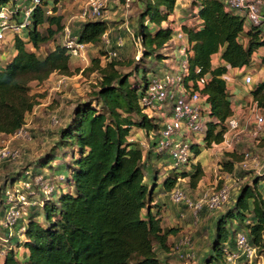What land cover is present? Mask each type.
Returning <instances> with one entry per match:
<instances>
[{
    "label": "trees",
    "instance_id": "trees-1",
    "mask_svg": "<svg viewBox=\"0 0 264 264\" xmlns=\"http://www.w3.org/2000/svg\"><path fill=\"white\" fill-rule=\"evenodd\" d=\"M66 1L55 0V15L47 16L42 9L34 13L27 40L17 37L15 56L0 68V134L12 135L26 125L27 116L38 104L32 94V83L41 86L54 74L70 77L75 73L66 40L44 57L36 53L65 30L63 17L56 13ZM132 1L140 9L133 35L142 47V56L128 65L131 70L125 71L128 63L120 60L116 51L111 49L107 54L100 50L99 56L83 71L86 76L96 75L89 97L74 104L52 152L40 158L34 171L29 167L21 172L12 170V179L4 178L0 187L4 198L9 181L22 178L27 171L36 187L35 173L48 168L54 174H63L68 188H60L59 194L38 200L29 217L20 219L13 227L12 237L8 229L0 227L9 241L15 236L20 239L18 226L27 220L22 242L27 254L20 259L11 249L0 264H172L168 260L172 250L170 238L176 236L178 229L163 227L159 212L153 210L157 167L166 157L157 151L155 144L163 125L144 113L140 100L151 76L162 75L161 62L169 58L166 53L174 36L171 16L181 0ZM191 9L200 23L184 24L182 30L193 50L191 78L209 77L203 90L210 106L204 147L212 149L224 142L226 121L234 115L224 76L229 68L251 65L255 53L264 47V23L255 26L247 22L229 9L224 0H192ZM41 27H46V34L40 31ZM109 27V21L98 18L83 20L76 32L70 31L90 48L105 43ZM28 44H32L34 51L27 49ZM111 51L117 57L110 58ZM216 54H220L222 64H213ZM152 61L160 65L153 74L147 66ZM197 67L200 74L194 71ZM250 94L263 108L264 81L257 83ZM141 129L153 141L151 144L149 139L147 155L139 142L131 140L133 133ZM258 147L264 150V134ZM57 151L70 154L58 157ZM195 153L198 156L201 149L195 148ZM224 155L230 161L224 162L223 167L232 173L238 156L236 152ZM68 157L70 160L64 162ZM55 161L63 163V168L53 169ZM204 176L201 164L192 166L190 171L173 170L164 180L163 190L169 195L185 178L193 190ZM5 211L6 207L1 214L3 218ZM214 232L210 248L195 264H211L213 259L215 264H224V249L234 244L240 232L264 251V193L258 180L253 187H242L233 206L219 213Z\"/></svg>",
    "mask_w": 264,
    "mask_h": 264
},
{
    "label": "built area",
    "instance_id": "built-area-1",
    "mask_svg": "<svg viewBox=\"0 0 264 264\" xmlns=\"http://www.w3.org/2000/svg\"><path fill=\"white\" fill-rule=\"evenodd\" d=\"M4 1V5L0 7V49L8 44L14 46L17 37L27 40L28 33L33 25L35 12L42 9L47 16L54 14L55 0ZM119 1L87 0L82 8L80 18L84 21L103 18L105 10ZM125 1L126 4H129L132 0ZM263 4V0H227L229 9L243 16L247 22L255 26L264 23V15L261 13ZM199 23L200 20H198ZM173 31V42L169 48L174 47L176 57L174 61L171 57L172 67L162 70V75L153 74L151 76L147 90L141 97L140 104L149 118L157 120L163 125L160 135L155 141L157 151L165 154L170 160L171 169L182 171L197 164L195 148L201 149L205 145L210 106L203 90L209 81V77L202 76L196 80L191 78L190 58L193 55L192 46L182 30V25L173 27ZM64 33L66 38L65 47L71 59L87 61L88 45L80 42L78 37L72 36L69 28L66 27ZM132 37L134 38L133 34ZM104 41L109 44L106 37ZM122 44L123 41L120 40L119 45ZM136 44L138 46L137 58L139 59L143 54V50L137 40ZM109 57L115 58L117 53L111 51ZM194 71L196 74H200L201 69L197 67ZM224 78L228 87L230 82L229 71ZM253 83L252 75L244 76L246 86ZM253 115L251 129L250 126L243 128L240 119L236 115L231 116L226 121L227 131L222 145L226 151H231L232 140H238L239 135L247 130L256 139L257 143L260 142V138L264 134V107H259L255 100ZM23 132L24 127L9 136L17 138L23 136ZM14 156L15 154L8 147L0 148V163ZM251 161L255 162V158L252 157L250 152H247L241 165L246 168ZM29 175L30 173L26 172L17 183H13L5 192L8 209L5 211L1 225L10 231L9 237H12L13 227L21 219L25 207L30 204V195L35 194L34 185L29 180ZM36 183L39 191L44 194L51 192L52 187L49 183H43L41 180H37ZM169 196L173 203L185 205L192 213L195 224H197L203 211L214 213L229 202L231 188L224 185L219 189H214V191L205 192L200 199L195 200L189 198L178 186L173 189ZM42 203L43 201H41ZM24 225L18 230L19 236H24L26 229V225ZM6 238L8 239V237ZM6 241H9V239ZM174 250L180 259H186L183 264L197 263L196 251L189 237L181 238ZM0 251L3 254L4 250L0 248ZM263 252L248 240L246 234L240 232L236 235L234 244L225 247L224 264H264ZM5 256L0 259L3 260Z\"/></svg>",
    "mask_w": 264,
    "mask_h": 264
},
{
    "label": "rangeland",
    "instance_id": "rangeland-1",
    "mask_svg": "<svg viewBox=\"0 0 264 264\" xmlns=\"http://www.w3.org/2000/svg\"><path fill=\"white\" fill-rule=\"evenodd\" d=\"M86 1L87 0H68L60 4L56 15H61L63 17L62 24L65 28H69L72 32L77 31L78 25L83 21L80 18V14L82 8L86 4ZM190 2L191 1L189 0L188 3L190 4ZM4 3V0H0V7H2ZM111 7H108L105 10L103 18H107L109 20L111 27L113 25H117L115 29L111 30V32L106 36L110 42L108 45L106 43H102L99 47H90L88 50L87 61L71 59L72 68L75 72L74 75L65 77L59 74H54L45 84L41 86L36 85V83H32V94L37 97L38 104L33 112L27 116L23 136L16 138L9 135H0V148L6 146L12 153L15 154L14 157L0 163V187L2 186L6 176H8V179H12V176L10 177L12 170L21 172L24 168L29 167L30 171H34L37 169L36 165L38 164L40 158L45 157L52 152L51 150L55 147L58 140L59 130L69 121L74 104L89 97V92L92 84L95 82L96 75L92 74L91 76H86L83 71L91 65L92 59L99 56L100 50L106 51L107 54L111 49L116 51L119 59L128 63L124 69L125 71L131 70V66H128L131 62L138 61V46L136 44V40L132 37V34L136 29V22L140 9L135 1H131L129 4H126L125 0H120L117 3H114V5H111ZM184 11L185 12L182 13V15L189 16L187 18L190 20L192 18V9L190 8V5H188ZM126 20L128 21V28L119 29L118 27L125 23ZM45 29L46 27H41L40 31L43 34H46ZM65 40V33L63 31L53 40L42 45L36 53L39 57H44L50 50L54 49L57 44H64ZM120 40L123 41L122 45H119ZM8 45H5V47L3 46L2 48L7 49ZM26 47L29 51H34L32 44H28ZM103 60L105 61V59ZM1 62L3 61H0V63ZM147 66L152 68L151 74H153L158 71L160 65L157 62L152 61ZM253 67L254 65H251L250 68ZM251 85L254 86L255 82ZM248 126H250L249 128L251 129V125ZM140 133L143 135V139L146 140V143H148L146 130L141 129ZM149 139L152 144V138L150 137ZM232 141L231 151H226L224 146H221L216 148L213 154L208 155V157H210L209 163L214 164L213 169H215V172L212 173L213 175L210 177V181L205 180L204 187L199 189V193L192 192L189 187L188 180H181L179 185L189 198L195 200L200 199L205 192L214 191V189H219L224 185L230 186L231 198L222 209L214 212V214L217 215L231 208L234 204V198L240 189L244 186L253 187L255 180L259 181V187L264 193V150L259 149V143H257L256 139L249 134L248 130L241 133L238 140L233 139ZM138 142L141 145L143 144L140 141ZM144 151L145 155H147L148 153L146 152V148H144ZM226 152H236L238 156V160L234 163L232 173L227 172L223 167L224 162L230 161L228 158L224 157ZM247 152L252 154V157L255 158V162H249V165L244 168L241 164L244 161L245 153ZM57 154L58 157H61L65 154H70V152L63 153V151H57ZM215 158H219L220 161L215 162ZM68 160H70L69 157L66 158L64 162H68ZM63 166V163H59L58 161L53 163V169L55 170L57 167L63 168ZM35 174L37 175L35 177L36 182L37 180H41L43 183H49L52 190L47 194H40L37 191L38 186H34L35 194L30 195V204L25 207L24 212L21 214V219L29 217L30 213L35 210V204L38 200L51 198L52 196L59 194L60 188H68L66 178L63 174H54V172L48 168L42 173L37 171ZM18 180L19 179H13L12 181H9L8 187L12 186L13 183H17ZM2 193L3 191L1 190L0 219L3 218L1 217V214L3 213L5 207L6 210L8 209V206L4 202L5 198ZM173 205L175 208L178 206L181 207L179 209L180 213L185 215L176 217L178 219L180 218L181 221L176 222V225H179L177 228L178 233L173 237L172 250L170 253L171 256L168 257V260L174 264H183L184 261H186V259H180L174 250L176 244L185 236L189 237L193 242L197 258H201L204 253L207 252L204 251L205 248H210V232H213V234L215 233L214 222L212 221L214 214L203 211L199 216L197 224H195V219L192 217V213L188 208L184 207L183 204L174 203ZM24 224H27V220H24ZM1 226L2 225H0V227ZM21 227L22 226L19 224L18 230H20ZM19 237L22 241L24 240V236ZM0 238V248L1 250H4L3 254L0 251V258L4 257L6 253L9 252L11 247L14 248V251L17 252L18 255H23V250H21V248L18 249L14 245L11 246L10 241H6L8 239L1 228ZM15 245L20 246L19 242ZM262 254L264 257V252ZM215 263L216 261L213 259L211 264Z\"/></svg>",
    "mask_w": 264,
    "mask_h": 264
},
{
    "label": "crops",
    "instance_id": "crops-1",
    "mask_svg": "<svg viewBox=\"0 0 264 264\" xmlns=\"http://www.w3.org/2000/svg\"><path fill=\"white\" fill-rule=\"evenodd\" d=\"M188 1L189 0H181L179 2L177 9L175 10L174 14L171 16V20H172L171 25L173 27L181 26V25L189 24V23L192 24V22H193L192 25L198 24V20L195 17L192 16V18L189 20L187 18L189 16L182 15V13L185 12L184 9L187 8L188 5H190V8H191V2L189 4ZM190 1H192V0H190ZM224 1L226 2L227 0H224ZM262 9L264 12V5H263ZM105 20L109 21L107 18H105ZM127 22L128 21L126 20V22L123 23L118 28L119 29L120 28H128ZM116 25H113L111 27V24H110L108 33H110L111 30L115 29ZM248 27H249V24L246 22V28H248ZM15 54H16V50L12 44H9L7 46V49H3V48L0 49V61H3L0 63V68H3L15 56ZM166 55L169 58L166 60H163V62H161V70L168 69V68L172 67L171 64L173 62L171 61V57H172L173 61L176 57V50L174 49V47L169 48L167 50ZM263 56H264V47H261L255 53V55L253 57V62L251 63V65H254L253 68H250L251 65H249V66L243 67L241 69H230L229 70L230 82L228 84V90H229V93L231 94V99L233 102L234 115H236L240 119V122H241V125L243 128L249 127L248 125H252V122L254 119V115H253L254 99H253L252 95L250 94V91L256 86L257 83L264 81V63L262 62ZM4 61H6V62H4ZM212 62L215 65L222 64L223 62L220 59V54H216L213 57ZM71 66H72V62H71ZM245 75H252L253 76V79L255 82L254 86H252V85L246 86L244 84V76ZM152 134L153 133H150V136H152ZM0 135H3V134H0ZM131 140H134L137 142L138 141L142 142L143 143L142 146L146 149L150 146L149 139L147 140L148 143H146V140L143 139V135L140 133V130H138V131L136 130L133 133V137ZM222 145H223V143L212 148V149H206L204 146L201 147V153L197 156L196 163L201 164L204 167L205 176L203 177V179L201 180L199 185L195 189L192 190V192L199 193V189L204 187L205 180L210 181V177H212V175H213L212 173L215 172L214 171L215 169H213L214 164L209 163L210 157H208V155L213 154L215 152V149L218 147H221ZM216 161H220L219 158H215V162ZM170 164H171V162L167 157H165V159H161V162L158 164L157 168L159 170V176H158V182H157V197L155 198V201L153 203V205H154L153 210L159 212L160 217L162 218L163 227H165V228H178L179 225H176L177 224L176 222H180L181 220H180V218L178 219L176 217L184 216L185 214L180 213L179 209L181 207H179V206L176 208L174 207V205H173L174 203L169 198L168 193L163 190L164 180L166 179V177L171 172H173V169H171ZM191 168L192 167L185 168V170L190 171ZM187 180H188V178L182 179V181H187ZM206 212H208V211H206ZM218 215L214 214V216L212 218L213 222L216 220ZM209 235H210L209 238L211 240L213 237V232H210ZM173 237H174V235H172L170 238L171 242L173 241ZM18 242H19L20 246L15 245ZM22 242L23 241L20 240L17 236H15L10 241L11 246L14 245L18 249L21 248V250H23V252H22L23 255H21V256L18 255V257L20 259H23L25 257V255L27 254V249L23 246ZM205 246H207V245H205ZM11 249L13 250V252H15L14 248L11 247ZM204 251H208V247L205 248ZM15 253H17V252H15ZM170 256L171 255L168 254V257H170ZM172 264H174V263H172Z\"/></svg>",
    "mask_w": 264,
    "mask_h": 264
}]
</instances>
